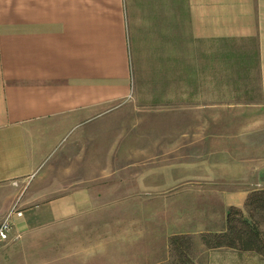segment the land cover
I'll return each instance as SVG.
<instances>
[{
	"label": "crops",
	"instance_id": "obj_1",
	"mask_svg": "<svg viewBox=\"0 0 264 264\" xmlns=\"http://www.w3.org/2000/svg\"><path fill=\"white\" fill-rule=\"evenodd\" d=\"M184 38L253 43L264 107V0H0V222L11 209L19 211L18 239L73 229L91 235L102 228V246L67 251L80 254L79 264H167L168 239L195 236L178 219L183 230L163 234L158 262L156 257L136 261L131 247L110 248L115 242L107 240L108 230L120 232L119 217L89 211L107 197L119 200V187L89 185L86 155H77L81 166L65 161L70 149L94 132L89 126L100 125L99 119L129 97L130 66L139 47ZM227 194L220 193L219 213L243 208L249 193L229 194L228 200ZM196 205L183 211L189 217H219L207 206L193 210ZM143 221L145 231L153 228L147 215ZM220 223L219 232L204 230L199 238L223 232ZM125 234L116 242L134 243Z\"/></svg>",
	"mask_w": 264,
	"mask_h": 264
},
{
	"label": "rangeland",
	"instance_id": "obj_2",
	"mask_svg": "<svg viewBox=\"0 0 264 264\" xmlns=\"http://www.w3.org/2000/svg\"><path fill=\"white\" fill-rule=\"evenodd\" d=\"M160 42L139 47L130 66L129 97L99 119L100 125L89 126L94 132L70 149L66 165L81 166L77 155H86L82 163L89 185L119 187V200L107 197L103 206L89 211L119 217L120 232L108 230L107 240L115 242L110 248L131 247L137 251L136 261L156 257L158 262L163 234L183 230L184 222L195 235L194 264H264L254 253L209 250L198 236L204 230L219 232L220 220L226 227L229 208L219 213L220 193H228V200L229 194L264 189V107L255 45L187 38ZM95 179L103 182L97 185ZM182 184L188 185L180 188ZM193 202V210L207 206L219 217H189L183 210ZM146 215L153 228L145 231ZM260 228L264 231V223ZM101 229L91 235L73 229L15 239L1 250L0 264H79L80 254L67 251L82 244L102 246ZM124 234L134 243L116 242ZM171 261L169 255L167 264Z\"/></svg>",
	"mask_w": 264,
	"mask_h": 264
},
{
	"label": "trees",
	"instance_id": "obj_3",
	"mask_svg": "<svg viewBox=\"0 0 264 264\" xmlns=\"http://www.w3.org/2000/svg\"><path fill=\"white\" fill-rule=\"evenodd\" d=\"M264 189L252 190L244 209L230 207L226 213V227L220 233H203L201 243L209 250L229 249L254 253L264 258ZM171 264H194L191 251L193 240L189 235H175L168 239Z\"/></svg>",
	"mask_w": 264,
	"mask_h": 264
},
{
	"label": "built area",
	"instance_id": "obj_4",
	"mask_svg": "<svg viewBox=\"0 0 264 264\" xmlns=\"http://www.w3.org/2000/svg\"><path fill=\"white\" fill-rule=\"evenodd\" d=\"M21 216L22 214L19 211L11 209L4 220L0 222V249L19 238L14 232V219Z\"/></svg>",
	"mask_w": 264,
	"mask_h": 264
}]
</instances>
